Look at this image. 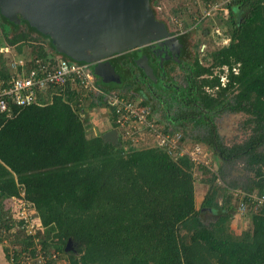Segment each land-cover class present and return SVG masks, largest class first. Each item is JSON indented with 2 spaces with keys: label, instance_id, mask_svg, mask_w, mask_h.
Masks as SVG:
<instances>
[{
  "label": "trees",
  "instance_id": "obj_1",
  "mask_svg": "<svg viewBox=\"0 0 264 264\" xmlns=\"http://www.w3.org/2000/svg\"><path fill=\"white\" fill-rule=\"evenodd\" d=\"M226 7L222 24L229 27L231 42L208 53L211 66H203L198 56L189 63L180 96L186 104L172 118L200 133L192 136L202 143L195 146L207 145L225 165L242 163L246 181L219 185L215 176L198 208L194 172L203 168L187 153L158 146L157 130L185 133L161 123L155 108L136 102L158 127L145 125L156 143L136 149L120 133L117 107L106 99L116 93L125 98L118 87L99 81L104 94L96 99V91L71 83L37 89L35 103L15 105L10 115L0 112V241L3 233L16 230L3 239L14 247L11 254L6 249L9 260L12 256L20 264L23 257L37 258L41 246L46 255L69 254V264H264V206H252L247 231L236 236L231 227L244 202L233 190L264 195V0H230ZM0 46L19 55L30 49V59L50 69L56 56L72 61L27 22L17 25L1 14ZM9 58L0 54L1 81L11 76ZM83 101L89 104L83 107ZM103 106L119 143L104 140V134L88 136L82 116L88 108ZM227 113L248 116L245 141L223 142L213 119ZM188 144L184 138L183 149L195 147ZM225 168H220L223 178ZM25 205L34 234L25 220H16ZM206 214L217 220L207 224ZM69 241L72 249L66 250Z\"/></svg>",
  "mask_w": 264,
  "mask_h": 264
},
{
  "label": "rangeland",
  "instance_id": "obj_2",
  "mask_svg": "<svg viewBox=\"0 0 264 264\" xmlns=\"http://www.w3.org/2000/svg\"><path fill=\"white\" fill-rule=\"evenodd\" d=\"M157 1H158L157 6H154L152 5V0H150V7L153 10L155 18L158 21V23L162 24L163 26L162 30L164 34L167 35V37L162 38V40L165 39L164 43L166 44L169 40L176 38V36L174 37L173 34L175 35L177 34L178 37L175 40H177L178 44L183 49V52L185 51L184 57L180 58V60L179 59L175 60L176 61L175 63L177 65H179L178 63L180 61H183L185 58L188 60L190 59L194 60L198 56V59L201 60V64L203 66L209 67L212 65L213 61L209 57L208 53H211L213 51H218L222 47L228 45L231 42L230 36L228 35L229 27L222 24L223 18H225L229 13L228 8L226 7L228 2L227 0H212L210 3L207 2V0H157ZM0 14H1V10H0ZM19 18L21 19L20 15ZM23 21L24 20H22L21 23ZM21 23H18L17 25H20ZM21 28L25 29L26 25L22 24ZM48 49H50L51 51V48ZM29 50L25 49L24 53L22 54L23 57L24 56L26 57L27 55V58L30 59ZM14 56L13 57L10 56V59L13 60ZM20 60H22V58L19 59V61ZM222 70L225 71L227 70V68L225 67ZM178 71L180 76L185 73L184 71L182 72V69L179 68ZM214 71L215 74L218 75L221 74L222 76L223 75L225 76L226 73V72L220 73L219 69H215ZM170 77H172V75H170ZM222 81L223 83L227 82L226 77ZM181 83L182 82L178 80L176 84L179 86ZM96 84L98 85V88L99 87L103 88L104 86V85L101 86L98 82ZM143 89L144 88H141L140 91L138 92L136 90L135 91L139 95L142 94L149 98V94L147 92H144L146 90ZM122 92L124 94L125 91L120 90V93ZM173 93H174V89L171 88L165 92V97H168V95ZM124 95L126 99L129 98L131 100H134V102L139 103V99L135 100L132 97L128 96L126 93ZM97 96H100V93L96 94L95 97L93 98L96 99ZM149 99L153 101V97ZM82 103H83V107H86L87 104H89L87 101H83ZM173 106H175V104H173ZM104 108H105L104 106L91 108V109L88 108V110H86V113L83 114L82 118L83 120H85V123L88 125L87 132L89 137H96L98 135H103L112 130V126L110 124L111 119L109 120L110 112H108L109 111L108 109L106 110ZM137 108L140 109L142 107L137 105ZM175 110H178V105L176 106ZM247 118L248 116L244 113H237V114L227 113L222 115L219 114L214 117L213 120L217 126L218 132L220 133V136L226 145H234L236 143H241L249 137L250 130L244 127V123ZM152 124L154 125V127L158 128L155 122ZM134 126L135 125H132L133 133L128 137H125V139L130 140L131 144L132 145L134 144V148L136 149H144L147 147L154 146L156 142L155 139H153V135L149 134L147 131H144L143 125H140L141 128L137 127L136 129L133 128ZM180 126L181 129L178 130L179 131L182 130L185 133V136L182 137V140L184 138L187 139L190 146L194 145L195 143H199L198 141L192 140V136L196 134H200L198 133V131L193 130L192 125L183 124ZM120 133L122 134V131ZM202 146H203L202 148L200 147V149L202 150L200 155L195 150L192 152V149H188V147H185L186 153L195 152L192 158L197 163L198 166H201L203 168V169L198 168L194 172L196 200H197L198 208L201 207L205 195L207 194L211 182L214 180L215 176L219 177L218 180L219 185H225L224 181H227V183L228 182L230 183L231 181H239L240 184H243V182L246 181V180L244 181V177H247L248 175L247 172L245 171V166L242 163H238L236 167L225 165L221 161L216 159L213 150H211L207 145L203 144ZM223 165L226 167L225 178H223V175L220 173V168ZM239 190L241 191V189ZM219 200L222 201L223 198L219 197ZM204 218L206 219L205 222L207 224H209V222H213L217 220L215 216H211L209 214H206ZM16 220L19 222L20 219H18L17 217ZM16 224H17L16 226L19 225L18 223ZM250 226H251V219L250 216H248V214L239 217L235 216L231 221V227L233 232L236 234V236L242 234L244 231H247L250 228ZM15 232L16 230L14 231L13 229L10 232L3 233L2 236L9 235L12 237L13 233ZM5 236H3V239ZM3 239L0 241V248L4 252V255H6L7 248L8 250H10L9 254H11L14 251L13 249L14 247L9 245L8 240H3ZM71 249H72V245H71ZM52 255H56L58 259L57 260L58 264L70 263L69 254L56 252L55 254ZM52 259L53 258L48 260V263ZM8 261L10 262V264H14V262L12 261V256H11V260L8 259ZM36 262L35 263L38 264V261Z\"/></svg>",
  "mask_w": 264,
  "mask_h": 264
},
{
  "label": "water",
  "instance_id": "obj_3",
  "mask_svg": "<svg viewBox=\"0 0 264 264\" xmlns=\"http://www.w3.org/2000/svg\"><path fill=\"white\" fill-rule=\"evenodd\" d=\"M0 10L10 22L24 20L50 37L60 55L97 63L95 75L105 84L120 78L108 59L167 37L150 0H0ZM103 138L119 143V132L115 129Z\"/></svg>",
  "mask_w": 264,
  "mask_h": 264
},
{
  "label": "built area",
  "instance_id": "obj_4",
  "mask_svg": "<svg viewBox=\"0 0 264 264\" xmlns=\"http://www.w3.org/2000/svg\"><path fill=\"white\" fill-rule=\"evenodd\" d=\"M228 2L230 0H227ZM0 54L14 56V59H8V68L11 70V76L8 80L1 81L0 76V112L7 113L10 115L13 110V106L24 107L31 105L36 101V90L40 89L46 91L48 86L63 87L67 83H71L73 87L80 85L83 88L96 91V94H104L98 88L96 84L99 82L98 77L95 75L93 64L79 63L70 61L61 56H56V66L50 69L49 64L42 61L28 59L23 55L17 54L12 48L7 46H0ZM21 56V57H20ZM19 61V59H21ZM224 79V78H223ZM222 79V80H223ZM107 94V93H106ZM110 94V93H109ZM106 99L110 105L117 107V114L119 119L117 121L120 124V131L125 137H128L133 133V128H141L140 125H148L151 128H155L152 122L148 119L150 111L147 109L137 108V103L133 100L121 98L117 94L106 95ZM157 130V129H156ZM174 133V132H173ZM164 133L163 131L157 130L155 133L158 146L168 151L179 150L180 154H186L185 149L182 148V134L180 133ZM201 154L199 146L194 147L193 151ZM187 153L191 158L195 153ZM193 159V158H192ZM197 160V159H196ZM234 194L244 202H241L238 209L240 216H245L249 213L250 209L254 205L255 208L264 206V195L257 193H247L242 190H233ZM20 212V221L25 220L27 223L28 233L34 234V222L32 223L28 215L27 207L22 206ZM39 253L37 258L26 256L21 258L20 264H36L38 261L42 264H47L51 258L55 259L56 255H46L41 246H39ZM13 262L14 259H12ZM36 262V263H35Z\"/></svg>",
  "mask_w": 264,
  "mask_h": 264
},
{
  "label": "flooded vegetation",
  "instance_id": "obj_5",
  "mask_svg": "<svg viewBox=\"0 0 264 264\" xmlns=\"http://www.w3.org/2000/svg\"><path fill=\"white\" fill-rule=\"evenodd\" d=\"M173 36H176V38L169 40L166 44L164 43L165 39H161L108 59L120 75V78L117 77V81L114 80L113 83L103 84L106 87L109 86V88L110 86L118 87V91H125L124 94L126 93L135 100L139 99V103H145V105L155 108L157 118L161 123L165 125L171 124V127L177 128L178 126L180 128V125L184 123L176 124V122H173L172 116L177 111L175 110L177 105L179 109L183 107L182 104H186L185 100L180 98L181 89L190 73L189 63H193L195 59L188 60L185 58L178 63L179 65L175 63V60H180V58L185 56V51L183 52V49L175 40L178 37L177 34H173ZM96 64H93V68H95ZM178 68L185 73L180 76ZM148 69L152 70L151 74H148ZM98 80L103 82L100 77H98ZM178 80L182 82L179 86L176 84ZM141 88L146 90L144 92L149 94V98L153 97V101L145 95L137 93ZM171 88L174 89V93L165 97V92ZM204 90L208 89L204 88Z\"/></svg>",
  "mask_w": 264,
  "mask_h": 264
},
{
  "label": "crops",
  "instance_id": "obj_6",
  "mask_svg": "<svg viewBox=\"0 0 264 264\" xmlns=\"http://www.w3.org/2000/svg\"><path fill=\"white\" fill-rule=\"evenodd\" d=\"M0 264H10V262L8 261L6 255H4V252L2 251L1 248H0Z\"/></svg>",
  "mask_w": 264,
  "mask_h": 264
}]
</instances>
